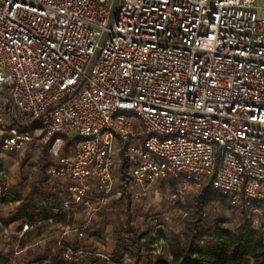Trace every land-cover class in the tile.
<instances>
[{
    "label": "built area",
    "instance_id": "built-area-1",
    "mask_svg": "<svg viewBox=\"0 0 264 264\" xmlns=\"http://www.w3.org/2000/svg\"><path fill=\"white\" fill-rule=\"evenodd\" d=\"M113 3L0 0V90L12 98L0 95L2 145L45 146L57 159L48 173L68 185L46 219H66L55 254L78 264L73 242L89 254L93 222L114 217L122 163L136 201L164 179L181 195L212 179L264 247V0H120L108 29ZM14 111L38 123L21 130Z\"/></svg>",
    "mask_w": 264,
    "mask_h": 264
},
{
    "label": "rangeland",
    "instance_id": "rangeland-1",
    "mask_svg": "<svg viewBox=\"0 0 264 264\" xmlns=\"http://www.w3.org/2000/svg\"><path fill=\"white\" fill-rule=\"evenodd\" d=\"M5 136L7 134H0V264H40L50 258H58L61 264L73 263L55 254L63 231L55 221L53 224L47 222L42 214L35 216L42 221L37 232L23 237L19 234L21 210L26 206L46 207L54 193L64 191L57 185L64 188L68 185L67 181L62 182L48 173L57 159L45 146L31 145L23 150L9 151L2 145ZM121 171L122 166L118 172L117 191L111 196L114 217L104 219L101 215L93 222L92 236L81 247L89 254L106 253L122 259L125 264H135L138 259L139 264H155L160 257L171 261V244L178 238L183 239L191 223L200 220L204 228L209 225L231 231L249 224L246 213L231 206L228 199L217 192L213 200L209 196L204 201L198 200L210 179L203 181L199 192L183 195L179 194L180 187L175 181L164 179L136 201L123 194ZM210 192L213 190L208 189ZM81 222L76 220L74 225L79 227ZM71 245L78 254L75 257L80 260L78 264H102L89 254H79V242Z\"/></svg>",
    "mask_w": 264,
    "mask_h": 264
},
{
    "label": "trees",
    "instance_id": "trees-1",
    "mask_svg": "<svg viewBox=\"0 0 264 264\" xmlns=\"http://www.w3.org/2000/svg\"><path fill=\"white\" fill-rule=\"evenodd\" d=\"M126 178L127 170L123 163L120 186L123 194L128 197ZM211 187L212 179L199 196V201H204L206 196H209L210 200L217 198L215 191L208 193ZM201 224L200 220L191 223L183 239L178 238L171 244V261L160 257L155 264H264V247L258 233L250 224H242L234 231L209 225L205 229ZM139 260L135 264H139ZM40 264L61 263L58 258H50Z\"/></svg>",
    "mask_w": 264,
    "mask_h": 264
},
{
    "label": "water",
    "instance_id": "water-1",
    "mask_svg": "<svg viewBox=\"0 0 264 264\" xmlns=\"http://www.w3.org/2000/svg\"><path fill=\"white\" fill-rule=\"evenodd\" d=\"M119 1L120 0H114V3H113V7H112V11H111V15H110V19H109V25H108V29H110L112 27V24H113V21L115 19V15H116V12H117V8H118V5H119ZM108 37V32H105L103 37L101 38L100 42L98 43V46H97V49L95 51V54L93 56V58L91 59V62L90 64L88 65L87 67V71H86V77L85 79L83 80L82 84L74 91V93L71 95V97H73L75 94H77L79 92V90L82 88L83 84L85 83L86 81V78L90 75L96 61L98 60L99 58V55H100V52H101V49L106 41ZM0 95L1 96H4L5 98H7L9 101H12V98L11 96L5 92V91H1L0 90ZM70 97V98H71ZM53 109H50L46 112V114L50 113ZM13 122L14 124L18 127V128H21V129H24V130H27V129H30V128H33L37 123H38V120H36L35 122L31 123V124H27V123H24L22 122L16 111H14V115H13Z\"/></svg>",
    "mask_w": 264,
    "mask_h": 264
},
{
    "label": "crops",
    "instance_id": "crops-1",
    "mask_svg": "<svg viewBox=\"0 0 264 264\" xmlns=\"http://www.w3.org/2000/svg\"><path fill=\"white\" fill-rule=\"evenodd\" d=\"M48 201L46 207L38 208V207H28L26 206L21 210V227L19 229V233L22 230L23 225L33 221L35 219L36 214L40 213L42 216H44L46 219H48L51 215L54 214V211H56L60 206L61 203L63 204V199L59 197L58 193H54ZM53 202V203H52ZM55 224L61 227L66 223V219L64 216H57L55 219ZM29 235V234H28ZM27 235V236H28Z\"/></svg>",
    "mask_w": 264,
    "mask_h": 264
}]
</instances>
